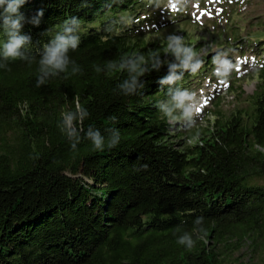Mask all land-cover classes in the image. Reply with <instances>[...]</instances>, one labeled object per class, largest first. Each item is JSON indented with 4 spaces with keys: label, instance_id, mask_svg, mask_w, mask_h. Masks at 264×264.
Returning a JSON list of instances; mask_svg holds the SVG:
<instances>
[{
    "label": "trees",
    "instance_id": "obj_1",
    "mask_svg": "<svg viewBox=\"0 0 264 264\" xmlns=\"http://www.w3.org/2000/svg\"><path fill=\"white\" fill-rule=\"evenodd\" d=\"M154 8L149 0H27L21 7L20 34L29 42L20 59L0 55V264H223L210 244L264 230V37L246 46L258 60L254 94L233 86L243 108L225 116L218 100L214 121L200 128L197 118H179L183 110L169 117L159 105L171 106L170 91L192 94L218 77L213 57L224 49L204 58L200 45H187L202 67L178 68L173 83H161L179 64L165 52V34L175 35L187 17L161 21ZM71 18L82 21L81 44L69 52L81 71L73 75L70 65L38 86L49 33ZM242 45L229 49L246 54ZM132 52L148 60V71L126 95L119 85L128 72L110 74L106 65ZM76 97L88 115L73 122L69 137L61 113L75 110ZM90 131L104 139L102 151L93 149ZM185 235L191 249L178 242Z\"/></svg>",
    "mask_w": 264,
    "mask_h": 264
},
{
    "label": "rangeland",
    "instance_id": "obj_2",
    "mask_svg": "<svg viewBox=\"0 0 264 264\" xmlns=\"http://www.w3.org/2000/svg\"><path fill=\"white\" fill-rule=\"evenodd\" d=\"M155 12L161 21L187 17L179 23L175 35L183 37L186 45H200V57L205 58L224 49L219 57L227 58L235 66L227 78H221L224 80L215 74L218 76L214 77L216 80L208 77L195 87L192 95L199 101L201 110H204L195 117L198 120L196 125L207 128L206 121H214L209 113L216 110L218 100L222 101L220 111L225 116L243 108L242 101L238 100V94L232 87L242 85L245 97L252 96L256 90L254 73L258 60L246 46L253 45L255 38L264 37V0H199V3L189 5L185 11H168L161 5L160 8H154ZM165 35L168 38V34ZM241 40L246 43L242 45L248 51L246 54L229 49L230 44ZM232 74L235 75L231 77ZM179 118L184 122L188 120L183 115ZM209 247L220 255L219 260L223 264H264V230L243 240H228L223 244H210Z\"/></svg>",
    "mask_w": 264,
    "mask_h": 264
},
{
    "label": "clouds",
    "instance_id": "obj_3",
    "mask_svg": "<svg viewBox=\"0 0 264 264\" xmlns=\"http://www.w3.org/2000/svg\"><path fill=\"white\" fill-rule=\"evenodd\" d=\"M27 2V0H0V19L3 20V34L7 37L6 41L0 44L2 52L0 55L5 60H15L22 58L20 51L28 42L29 37L21 35L22 23L25 21L24 14L20 11L21 7ZM118 2V0H114ZM199 3V0H149L150 5H155L156 8H160L163 5L165 10L171 11L173 9L179 11H185L189 5ZM38 15L42 16L43 13ZM123 18L115 20L116 24L123 23ZM30 23L39 25L40 21L38 17H33ZM82 21L76 18L66 20L62 25H58L57 28L50 32L52 39L50 43L44 45L42 58L39 60V84L45 82V77L58 76L60 73H66L71 65V72L73 75L81 71L80 67L75 64L69 57L70 51H75L81 44V29ZM106 31L108 29H105ZM166 53L174 54L179 64H170L169 75L161 80V83L171 84L177 77L175 75L176 70H190L197 72L202 67V60L199 58L197 51L193 47L185 44L184 38L177 35H171L166 41ZM158 53H150V56L155 57ZM148 63V60L142 55L136 52L123 56L118 61H109L107 68L110 74L116 72H125L129 74V78L124 80L119 87L123 92L131 94L138 86V78L144 76L148 71L144 65ZM214 74L220 78H227L231 71L234 69V65L225 57H213ZM159 61L157 60L153 67H158ZM96 72H100V68H95ZM141 87L143 85H140ZM171 106L167 104H160L159 107L163 112L171 117L174 109L183 110V116L185 119H192L201 115V108L199 101L193 97L188 90H175L170 91ZM88 112L82 108L79 103V98H75V110L63 111L61 116L64 121V126L68 130V136L72 137L76 134V130L73 127V122L80 119L82 121L84 116H87ZM63 130V129H62ZM89 137L93 141L94 150L102 151L105 147L104 139L98 132L88 133ZM119 140V134H116L114 138L107 142L109 148L116 146ZM199 222V221H198ZM180 244H185L189 249L193 247V240L190 236L185 235L179 241Z\"/></svg>",
    "mask_w": 264,
    "mask_h": 264
},
{
    "label": "bare ground",
    "instance_id": "obj_4",
    "mask_svg": "<svg viewBox=\"0 0 264 264\" xmlns=\"http://www.w3.org/2000/svg\"><path fill=\"white\" fill-rule=\"evenodd\" d=\"M240 109V108H239ZM184 133V132H183ZM187 136V135H186Z\"/></svg>",
    "mask_w": 264,
    "mask_h": 264
}]
</instances>
